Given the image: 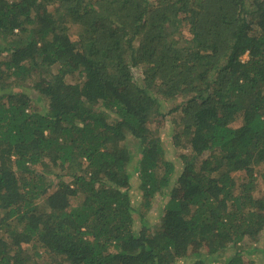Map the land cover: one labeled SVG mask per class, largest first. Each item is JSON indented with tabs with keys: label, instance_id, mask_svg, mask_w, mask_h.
Returning <instances> with one entry per match:
<instances>
[{
	"label": "trees",
	"instance_id": "1",
	"mask_svg": "<svg viewBox=\"0 0 264 264\" xmlns=\"http://www.w3.org/2000/svg\"><path fill=\"white\" fill-rule=\"evenodd\" d=\"M260 178L264 0H0V264H264Z\"/></svg>",
	"mask_w": 264,
	"mask_h": 264
},
{
	"label": "rangeland",
	"instance_id": "2",
	"mask_svg": "<svg viewBox=\"0 0 264 264\" xmlns=\"http://www.w3.org/2000/svg\"><path fill=\"white\" fill-rule=\"evenodd\" d=\"M151 1H156V0H151ZM184 35L186 37H189V31L188 28H184L183 25L181 24L179 27ZM246 59V57L244 58ZM136 74V78L139 80V83L142 85V80L140 77L139 72H135ZM27 93L29 92L28 90H26ZM163 113H165V115H163ZM167 109H164L161 114L158 116V120L155 121L153 124H151V129L152 130H156L160 133L163 142H164V146L166 148L167 151V156L168 158H170L176 165V171H175V179L179 177L180 173H181V167H182V163L181 161L177 158V153H175L173 147H172V135H173V126H172V120L173 117L171 116H167ZM136 171L135 169L132 170L133 173V191L132 193L135 194L134 196V201H136L137 205L140 201V192L137 190V188L135 186H137V177L134 174ZM259 171V169H258ZM257 175H259L257 173ZM235 178L238 182L241 181L242 177L240 176V174H236ZM264 191V181L260 178L259 179V187H258V192ZM169 193L172 195L175 194V191L173 193V186H171V188L169 189ZM168 201V198L162 197V196H158L155 199V202L153 204V206L149 209V211H147L146 214V218L145 220L148 222L149 226L151 228L154 229L155 225H158L161 221V219L164 216V212H165V203ZM139 206V205H138ZM258 246H260L261 249H264V238L261 240V242L258 244ZM229 253V254H228ZM226 255H231L232 252H228ZM247 253V252H244ZM251 256L252 259H255L256 261L259 260L258 255L256 254H251L249 255ZM250 257H245L246 262H248L250 259ZM264 260V257L261 259ZM40 264H48V258L45 257V255L42 253V257L41 259L38 260Z\"/></svg>",
	"mask_w": 264,
	"mask_h": 264
}]
</instances>
